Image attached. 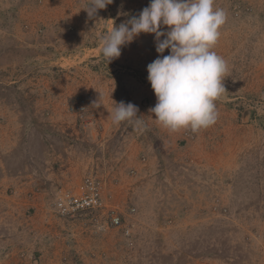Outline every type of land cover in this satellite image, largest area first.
Here are the masks:
<instances>
[{
  "label": "rangeland",
  "instance_id": "1",
  "mask_svg": "<svg viewBox=\"0 0 264 264\" xmlns=\"http://www.w3.org/2000/svg\"><path fill=\"white\" fill-rule=\"evenodd\" d=\"M85 3L0 0V264H264V0H214L226 91L197 132L150 112L154 34L109 64L99 51L149 0H114L93 19ZM120 101L142 126L112 122ZM84 154L103 207L63 216L62 170Z\"/></svg>",
  "mask_w": 264,
  "mask_h": 264
},
{
  "label": "clouds",
  "instance_id": "2",
  "mask_svg": "<svg viewBox=\"0 0 264 264\" xmlns=\"http://www.w3.org/2000/svg\"><path fill=\"white\" fill-rule=\"evenodd\" d=\"M113 2L86 0L81 9L93 19ZM225 21V11L214 7V0H149L137 15L105 30L99 51L109 64L142 33L154 34L159 55L147 65V79L156 96L150 112L171 132H197L216 122V101L226 91L227 63L213 50ZM138 112L131 102H115L112 122L140 127Z\"/></svg>",
  "mask_w": 264,
  "mask_h": 264
},
{
  "label": "built area",
  "instance_id": "3",
  "mask_svg": "<svg viewBox=\"0 0 264 264\" xmlns=\"http://www.w3.org/2000/svg\"><path fill=\"white\" fill-rule=\"evenodd\" d=\"M87 107L86 99L82 98L77 105L78 110ZM57 209L63 216L99 210L103 207L102 182L97 177L89 175L84 178V190L80 194L64 193L58 198ZM111 224L119 226L121 217L112 212Z\"/></svg>",
  "mask_w": 264,
  "mask_h": 264
},
{
  "label": "crops",
  "instance_id": "4",
  "mask_svg": "<svg viewBox=\"0 0 264 264\" xmlns=\"http://www.w3.org/2000/svg\"><path fill=\"white\" fill-rule=\"evenodd\" d=\"M103 137H105L104 133H103ZM87 161H89L88 164L86 163ZM91 162L92 161L85 158V154H84V157L82 158L78 157V159L71 161L66 167V169L62 170V173L64 174L61 175L66 177V180H62V181L63 184H65V186H67L68 189L67 188L61 189L60 190L61 194L66 192L72 194H80L84 190V178L88 173V171L94 168V164L91 165ZM50 179H51V183L55 185V178L53 176H50ZM52 184H50L49 186H51Z\"/></svg>",
  "mask_w": 264,
  "mask_h": 264
}]
</instances>
